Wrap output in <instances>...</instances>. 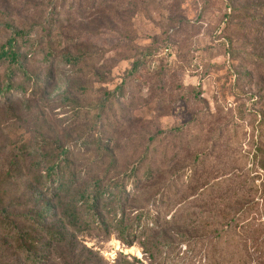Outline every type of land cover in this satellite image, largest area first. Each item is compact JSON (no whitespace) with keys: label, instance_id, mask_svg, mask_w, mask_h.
<instances>
[{"label":"rangeland","instance_id":"1","mask_svg":"<svg viewBox=\"0 0 264 264\" xmlns=\"http://www.w3.org/2000/svg\"><path fill=\"white\" fill-rule=\"evenodd\" d=\"M260 6L264 0H0V53L13 38L6 25L25 35L17 40L19 64H0L1 81L40 85L34 95L11 92L1 100V169L17 171L24 159L30 164L46 152V137L57 153L61 144L78 154L69 168L89 181L126 173L145 153L157 159L154 167L172 173L206 157L198 175L203 189L236 173L247 181L255 174L240 156L254 149L264 113ZM67 54L82 63L67 64ZM100 139L106 143L95 142ZM238 188L228 186L225 200L216 192L198 202L195 213L205 225L213 215L216 221L217 213L237 205ZM257 206L246 217L259 252L243 247L239 256L232 244L227 264H264L262 201ZM78 237L99 264H149L140 244L128 248L116 232ZM201 256L197 264H204Z\"/></svg>","mask_w":264,"mask_h":264},{"label":"trees","instance_id":"2","mask_svg":"<svg viewBox=\"0 0 264 264\" xmlns=\"http://www.w3.org/2000/svg\"><path fill=\"white\" fill-rule=\"evenodd\" d=\"M6 26L13 38L7 50L0 53V64L17 65V40L25 36L24 31ZM227 42L228 53L234 59V41L228 37ZM82 59L69 54L63 57L74 66H79ZM260 65L264 66L262 57ZM39 86L36 82L29 88L16 86L10 79L1 81L0 76V104L6 94L34 95ZM117 91L106 94L99 108L105 109ZM62 102L67 106L69 97H62ZM260 115L254 149L240 156L250 166L247 173L255 175L240 183L236 178L240 174L236 173L216 182L210 190L203 189L198 177L206 157L191 158L190 165L172 173L160 165L154 167L157 159L145 153L126 173L93 176L89 181L69 168L80 158L78 154L61 144L57 153L43 137L46 152L30 164L25 159L18 161L17 168L21 169L7 173L0 167V264H99L92 250L85 246L81 249L78 237L94 230L107 235L116 232L128 248L140 244L149 264H197L200 253V263L227 264L232 244L239 249V256L247 250L259 252L258 240L247 235L253 223L246 216L258 207V202L262 201L264 207V113ZM173 133L176 131L169 134ZM95 142L106 143L102 139ZM84 181L86 185L79 187ZM234 184L243 192L237 205L217 213L216 221L213 215L205 225L195 213L196 205L208 202L216 192L225 200L228 186ZM134 261L142 264L138 259ZM114 264H120V260Z\"/></svg>","mask_w":264,"mask_h":264}]
</instances>
